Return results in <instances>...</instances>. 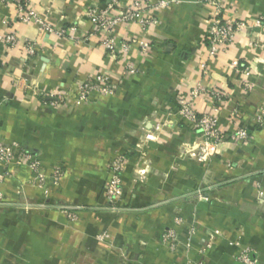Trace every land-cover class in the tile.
<instances>
[{"label":"crops","instance_id":"0c3cea01","mask_svg":"<svg viewBox=\"0 0 264 264\" xmlns=\"http://www.w3.org/2000/svg\"><path fill=\"white\" fill-rule=\"evenodd\" d=\"M26 1L39 23L17 22L16 6L0 0V142L23 145L47 176L57 168L63 176L57 184L48 180L47 194L31 184L25 167L4 176L0 264H74L78 256L86 264H241L247 250L251 262L264 264V127L255 121L264 110V28L250 37L237 34L227 53L208 60L212 7L170 0L149 31L135 24L116 31L118 42H148L147 56L132 45L123 57H109L88 16L108 0ZM223 3L228 21L252 24L264 15V0ZM8 21L19 41L15 50L3 42ZM28 44L35 49L30 58ZM129 64L140 73L126 76ZM98 76L109 78L107 96L41 104L42 96ZM199 86L227 95L223 105L205 96L194 104L217 117L226 138L207 162L184 153L199 132L176 114L178 98ZM242 128L249 130L248 143L232 140ZM118 157L125 160L124 214L110 211L104 199L107 167ZM168 229L178 234L177 253L161 244Z\"/></svg>","mask_w":264,"mask_h":264},{"label":"built area","instance_id":"2783aa9c","mask_svg":"<svg viewBox=\"0 0 264 264\" xmlns=\"http://www.w3.org/2000/svg\"><path fill=\"white\" fill-rule=\"evenodd\" d=\"M204 2L213 9L205 34L206 56L208 60L217 59L227 53L237 34L246 33L247 37H250L251 33L256 29L264 28V15L260 16L252 24L242 21H228L224 17L223 0H204ZM1 3L5 5L13 3L16 6L17 22L19 23L30 24L40 22L32 5L26 0H1ZM170 4V0H108L104 9H91L88 12V16L93 21L95 33L104 36L102 46L107 56L123 57L129 52L132 45H138L141 53L147 56L151 49L148 42L140 41L138 38H130L118 42L116 40V31L122 25L135 24L142 31L147 32L156 26V14L168 8ZM7 24L10 27V32L3 42L9 49L15 50L19 46V41L16 33L13 31V23L8 21ZM63 32L61 31L60 34ZM25 53L28 58L32 57L35 53L33 45H25ZM207 66V62L202 64L204 70L208 68ZM138 73H140L138 68L131 64L127 65L125 69L126 76ZM109 85V78L107 76H98L79 83L74 90L42 96L41 104L44 107H59L69 105L71 101L88 103L92 93L107 96ZM199 96H205L214 105H223L227 101V95L219 89H205L199 86L177 100L178 109L176 114L182 118L188 127L199 132L196 145L192 148L184 149V153L197 161L207 162L216 156L219 147L226 143V138L219 126L217 117L212 114L201 113L195 109L194 104ZM255 121L257 128L264 127L263 109L259 110ZM159 129L160 127H155L156 131ZM232 140L234 142L241 141L248 143L250 141L249 130L247 128L238 130L232 136ZM23 167L27 168L32 174L31 184L44 190L45 194H47L45 186L48 180L57 184L63 176V171L59 168L55 169L50 176H47L43 171L40 159L23 145L0 142V168L5 170V173L0 176V184L4 182L7 174L12 175L15 170ZM124 170L125 160L123 157L113 159L107 167L109 178L104 190V199L107 208L114 213L119 210L117 206L125 196L122 182ZM68 217L74 220L77 219L73 214H68ZM181 220L178 219V223ZM103 237L105 238L106 235H101L99 239L101 240ZM161 242L171 253L179 251L180 240L173 231H165L162 234ZM238 261L241 264H255L249 260L248 250L240 253Z\"/></svg>","mask_w":264,"mask_h":264},{"label":"rangeland","instance_id":"374dc122","mask_svg":"<svg viewBox=\"0 0 264 264\" xmlns=\"http://www.w3.org/2000/svg\"><path fill=\"white\" fill-rule=\"evenodd\" d=\"M122 201L118 204V211L116 212V213H122V214H124V213H126L127 211H128V209H125V208H123V206H121L122 204ZM178 219H181V218H177L176 220H175V222H176V224L177 225H181V224H183V221L181 220V222H179L178 223ZM168 230H170V231H173L177 236H178V234L174 231V230H171V229H168ZM167 230V231H168ZM192 231V230H191ZM164 233V232H163ZM162 233V234H163ZM102 235H106V237L104 238H102V240L101 241H105L106 240V238L108 237V234L107 233H102ZM161 237H162V235H161ZM179 238V237H178ZM161 244H162V242H161ZM163 245V244H162ZM89 260H92V257H89ZM86 262L88 263L89 261L86 259V258H83V257H81V256H78V257H74L73 258V263L74 264H81V263H85L86 264Z\"/></svg>","mask_w":264,"mask_h":264}]
</instances>
